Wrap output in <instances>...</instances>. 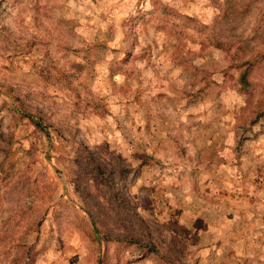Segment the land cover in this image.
<instances>
[{
  "label": "rangeland",
  "instance_id": "374dc122",
  "mask_svg": "<svg viewBox=\"0 0 264 264\" xmlns=\"http://www.w3.org/2000/svg\"><path fill=\"white\" fill-rule=\"evenodd\" d=\"M0 264H264V0H0Z\"/></svg>",
  "mask_w": 264,
  "mask_h": 264
}]
</instances>
